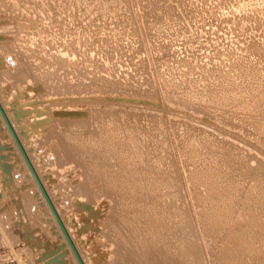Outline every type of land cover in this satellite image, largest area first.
<instances>
[{
	"label": "rangeland",
	"instance_id": "1",
	"mask_svg": "<svg viewBox=\"0 0 264 264\" xmlns=\"http://www.w3.org/2000/svg\"><path fill=\"white\" fill-rule=\"evenodd\" d=\"M7 1L0 0V4H7L0 14V47L14 31L8 13L16 14V8ZM44 1L48 8H54L56 18L64 21L71 33L91 29L93 39L100 38L91 44L82 41L75 54L67 47L63 53L74 54L76 62H84L106 96L89 97L92 88L81 86L70 69L65 70L64 83L55 88V83L43 79L44 63L29 56L28 47H15L7 53L0 50V104L84 264L105 262L106 241L97 229L99 216L82 215L73 208L51 173L52 151L38 138V133L59 129L58 118L88 119L89 113L83 111L80 116L63 115V110L69 108L88 111L98 107L116 112L118 119L147 115L157 121L170 149L197 248L202 257L212 254L214 248L201 231L203 209L196 202L189 178V165L202 161H198L201 157L188 154L187 141L197 139L202 144L231 149L239 160L247 161L255 170H264V140L259 138L250 112L245 110L248 100L264 99V64L258 73L234 67L238 58L246 55L249 43L264 42V26H254L246 16L259 7L258 1L80 0V4L69 9L60 1ZM176 2L181 4L176 16L182 20L163 15ZM20 4L24 5L23 13L34 12L23 0ZM204 12L210 15L204 16ZM114 37L120 48L108 56L105 41ZM9 66L16 77L7 75ZM20 76L30 84L20 86ZM16 84L30 94L16 93ZM80 87L82 91L77 94ZM224 90L235 99L221 95L213 98V93ZM73 93L82 97L73 98ZM77 101L84 103L76 104ZM27 104L35 106L34 110ZM0 125V141L10 145L11 160L18 172L15 182L4 185L3 197L0 196V264H79L1 114ZM77 173L79 169L73 171ZM2 174L0 170V177ZM202 192L206 194L204 189Z\"/></svg>",
	"mask_w": 264,
	"mask_h": 264
},
{
	"label": "bare ground",
	"instance_id": "2",
	"mask_svg": "<svg viewBox=\"0 0 264 264\" xmlns=\"http://www.w3.org/2000/svg\"><path fill=\"white\" fill-rule=\"evenodd\" d=\"M8 1L10 7L16 8V14L8 13L14 31L0 50L7 53L15 47H28L27 51L32 52L28 55L46 66L43 79L47 83H55L57 88L60 82L64 83L65 70L70 69L81 86L92 88L89 97L102 99L106 96L93 81L86 64L75 61L74 54L80 51L82 41L91 44L100 40L93 39L91 29L71 33L44 0L39 3L23 0L29 9H34L31 14L22 12V0ZM56 1L67 9L80 4V0ZM257 1L259 7L251 9L246 16L259 27L264 26V0ZM5 7L7 4H0V14ZM179 9L181 4L176 2L168 6L163 15L169 19L178 18ZM208 15L210 13L204 12V16ZM182 18L179 15L178 19ZM251 43L246 47V55H241L234 67L258 73L264 64V42ZM51 46L53 48H48ZM66 47L73 49L74 54H64ZM115 48H120L116 37L105 41L108 56ZM11 69V66L7 68V75L16 77L15 73H10ZM17 81L20 86L29 83L23 76ZM20 86L16 93L26 95L28 91L20 90ZM227 90L213 93V98L235 99L236 96L227 94ZM77 94L72 97H82ZM247 104L245 110L250 112L258 136L264 140V99L260 102L248 100ZM82 111L89 113L88 119L58 118L60 128L38 133V138L52 151L51 173L58 181V188L67 193L73 208L82 215L99 216L97 229L101 233H98L106 241V245L102 244L106 247L103 249L106 253L104 264H264V170H255L247 161L239 160L231 149L202 144L197 139L187 141L188 154L201 157L198 161L204 163L189 165L190 184L196 202L203 209L201 231L214 248L212 254L202 257L178 187L170 149L157 121L147 115L118 119L116 112L109 113L98 107L88 111L69 108L62 113L80 116L84 114ZM11 154L10 145L0 141L1 197L4 185L14 183L18 173ZM78 169L80 173L73 174ZM67 176L72 178L67 179ZM105 204L108 207L105 208Z\"/></svg>",
	"mask_w": 264,
	"mask_h": 264
},
{
	"label": "water",
	"instance_id": "3",
	"mask_svg": "<svg viewBox=\"0 0 264 264\" xmlns=\"http://www.w3.org/2000/svg\"><path fill=\"white\" fill-rule=\"evenodd\" d=\"M0 114L2 115L5 123L7 124V126L9 128V130H10V132H11V134H12V136H13L16 144H17V146L19 147V149H20V151H21V153H22V155H23V157H24V159H25V161H26V163H27V165L29 167V169L31 170L35 180L37 181V183H38V185H39V187H40V189L42 191V193L44 194V196H45V198H46V200H47V202H48V204H49V206H50L55 218L57 219V221H58L63 233L65 234V237L67 238V240L69 242V245H70L75 257L77 258L79 264H84V262H83L81 256L79 255V253H78V251H77V249H76V247H75L70 235L68 234L67 230L65 229V227H64V225H63V223H62L57 211L55 210V208H54V206H53V204H52L47 192L45 191V189H44V187H43V185H42V183H41V181H40V179H39V177H38L33 165L31 164V162H30V160H29V158L27 156V153L25 152L22 144L20 143V141H19V139H18V137H17V135H16V133H15V131H14V129H13V127H12V125H11L7 115H6V113H5V111L3 110L1 104H0Z\"/></svg>",
	"mask_w": 264,
	"mask_h": 264
},
{
	"label": "built area",
	"instance_id": "4",
	"mask_svg": "<svg viewBox=\"0 0 264 264\" xmlns=\"http://www.w3.org/2000/svg\"><path fill=\"white\" fill-rule=\"evenodd\" d=\"M3 188V184L2 182L0 181V190Z\"/></svg>",
	"mask_w": 264,
	"mask_h": 264
}]
</instances>
